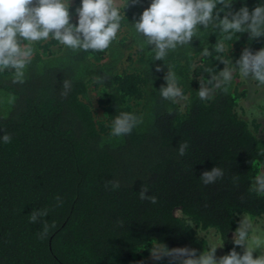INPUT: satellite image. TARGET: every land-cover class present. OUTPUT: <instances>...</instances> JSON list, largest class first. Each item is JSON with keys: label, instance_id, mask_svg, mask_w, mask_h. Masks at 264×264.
Returning <instances> with one entry per match:
<instances>
[{"label": "trees", "instance_id": "trees-1", "mask_svg": "<svg viewBox=\"0 0 264 264\" xmlns=\"http://www.w3.org/2000/svg\"><path fill=\"white\" fill-rule=\"evenodd\" d=\"M127 3L117 0L121 26L103 52L72 50L50 36L22 42L33 50L24 83L0 71V137L11 136L10 143L0 139V264H168L167 257L153 261L150 250L202 253L208 242L200 232L210 229L227 254L234 247L242 254L234 245L242 216L264 219V195L253 190L264 176V130L239 111L248 95L240 85L249 79L263 93L264 86L234 66L245 47L264 48V37L249 42L247 33L233 32L227 39L212 23L198 25L192 43L153 62L132 24L151 0L125 9ZM80 4L72 0L74 24ZM245 5L251 11L264 0H233L236 11ZM221 61L234 78L216 88L204 69L218 73ZM169 70L182 91L176 101L159 94ZM65 80L71 87L63 97ZM200 81L212 89L206 101L198 97ZM121 111L141 122L115 137L112 122ZM218 166L224 177L204 185L199 177ZM110 180L119 181L118 190L105 187ZM142 185L157 203L139 198ZM34 210L47 215L30 223Z\"/></svg>", "mask_w": 264, "mask_h": 264}, {"label": "clouds", "instance_id": "clouds-1", "mask_svg": "<svg viewBox=\"0 0 264 264\" xmlns=\"http://www.w3.org/2000/svg\"><path fill=\"white\" fill-rule=\"evenodd\" d=\"M72 0H0V71L14 72L13 83H24V69L31 62L32 47L23 44V41L37 42L48 40L51 36L60 44L72 50H93L103 52L116 39L120 29L121 15L117 0H81L80 6L75 9L77 23H72L73 14L70 12ZM142 4V0H128L125 9L130 5ZM215 10V15H214ZM223 13V16L221 15ZM218 26L227 39L231 33H247L249 42L264 37V5H257L251 11L245 5L238 11L233 9V0H151L150 5L142 12L139 19L133 24L154 55L152 61H163L170 50L178 46L192 43L198 25L207 28L209 24ZM214 50L223 53L225 46L217 43ZM205 55H209L205 50ZM223 70L213 73L211 68H205L216 88L227 85L234 78V69L229 68L226 62ZM235 69L245 78H251L260 86H264V48L253 52L250 47L242 50L240 58L234 63ZM161 71L160 65L156 67ZM167 86L162 85L159 94L162 98L176 101L182 98V91L176 85L171 70L165 75ZM70 83L63 82L61 95L66 97L70 90ZM226 90V89H225ZM201 101H206L212 94V89L200 81L197 91ZM141 122L135 115L128 112H119L113 118L111 135L115 137L129 135ZM0 139L4 143L11 142V136L5 133ZM187 142L179 144L178 154H186ZM224 177V171L218 166L210 171H204L199 177L204 185H210ZM234 177L233 180H237ZM118 190L119 181L110 180L105 187ZM259 195H264V176L255 178L253 189ZM147 186L142 185L139 191L141 200H148L155 204V196L146 195ZM57 206L62 204L61 197H56ZM47 215L46 210H34L29 215L30 223H37L38 218ZM250 225L241 222L234 233V245L243 248V253L233 250L217 258L218 247L212 246L202 253L189 247L172 248L157 246L150 250L153 261L159 262L165 257L168 264H264V252L254 258V251L260 250L261 243L255 240V248L247 245ZM47 234V226L41 233V238Z\"/></svg>", "mask_w": 264, "mask_h": 264}, {"label": "rangeland", "instance_id": "rangeland-1", "mask_svg": "<svg viewBox=\"0 0 264 264\" xmlns=\"http://www.w3.org/2000/svg\"><path fill=\"white\" fill-rule=\"evenodd\" d=\"M240 80H243L242 78ZM244 81V80H243ZM251 81L245 80L240 85L241 89H246L248 95L241 99L239 111L244 118L251 121H258L261 124V132L264 130V116L262 114L261 105L264 103V93L259 87L250 83ZM259 90V91H258ZM1 102V100H0ZM241 222H247L250 225L249 230L251 234L248 236L247 245L250 248H255V240H259L261 243L260 250L254 251V258L261 255V251L264 252V219L258 218L253 219L251 217L242 216ZM200 235L206 238L208 242L207 248L212 246L218 247L216 251L217 258L227 255L218 235L213 229L207 231H201Z\"/></svg>", "mask_w": 264, "mask_h": 264}]
</instances>
